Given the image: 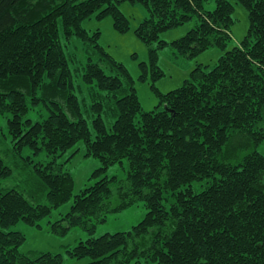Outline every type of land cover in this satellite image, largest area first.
Masks as SVG:
<instances>
[{
	"label": "trees",
	"instance_id": "obj_1",
	"mask_svg": "<svg viewBox=\"0 0 264 264\" xmlns=\"http://www.w3.org/2000/svg\"><path fill=\"white\" fill-rule=\"evenodd\" d=\"M124 1L150 12L134 34L149 48L140 80H152L160 102L153 111L142 107L126 66L99 45L101 32L90 36L83 28L92 17H112L116 32H130ZM207 1L0 0V118L7 117L13 142L0 153V181L11 178L12 163L24 169L33 163L22 157L25 148L52 158L30 166L25 189L0 190V264H63L60 254H22L26 237L10 229L21 221L42 228L73 198L71 211L49 222L55 236L76 227L93 235L112 214L139 202L148 209L132 230L90 237L68 251L87 264H264V155L257 151L264 142V0H234L249 18L247 35L234 47L235 5L217 0L207 11ZM194 17L195 27L172 42L174 58L195 59L211 48L223 54L214 68L199 64L182 87L162 93L155 83L165 76L159 58L169 43L161 34ZM61 30L67 39L89 42L98 59L89 60L83 75L107 92L91 106L92 126L81 111ZM40 106L48 117L29 119ZM80 142L85 157L100 161L93 178L104 176L75 195V180L58 158ZM124 161L125 180L105 175ZM196 182L204 186L200 192Z\"/></svg>",
	"mask_w": 264,
	"mask_h": 264
},
{
	"label": "rangeland",
	"instance_id": "obj_2",
	"mask_svg": "<svg viewBox=\"0 0 264 264\" xmlns=\"http://www.w3.org/2000/svg\"><path fill=\"white\" fill-rule=\"evenodd\" d=\"M82 1V0H81ZM235 5L233 39L231 47L240 45L241 41L247 35L249 29V18L247 11L234 0H230ZM217 0H208L205 4L207 11L215 10ZM121 11L129 18L131 31L121 34L115 31L114 21L112 17H107L99 21L95 17L86 20L83 28L88 31L90 36H94L97 31L101 32L98 40L106 52L111 54L118 62L124 64L135 80L137 94L145 111H153L158 109L160 102L154 91L152 90V80L149 77L147 81H141L142 73L140 63L149 62V48L143 44L134 34L138 26L150 17L148 8L142 3H131L124 1L120 4ZM197 17H194L187 24L161 34V40L167 41L169 44L160 50L159 66L165 73V76L155 83L157 89L162 93H168L183 86L184 82L189 79L191 71L199 64L209 66L212 69L216 66L223 52L218 48H211L195 59H186L178 56L174 58L176 50L172 46V42L184 37L196 25ZM61 42L65 50V54L69 60L73 74V80L76 86V94L79 97L81 111L92 126L95 117L91 106L100 95H106L107 92L98 88L97 84H86L83 75L90 59L97 62V56L93 54V48L90 43L78 36L70 39L65 38L61 30ZM63 100V99H62ZM64 101V100H63ZM62 101V102H63ZM64 104V103H63ZM49 110L43 106L36 107L31 110L27 117L33 121L47 118ZM104 117H108L104 114ZM113 121L115 120L112 117ZM111 122V123H112ZM7 136V137H6ZM13 147L12 138L8 132L7 117L0 118V153L2 155ZM254 150L251 148L250 151ZM249 151V150H248ZM257 151L264 155V142L257 148ZM86 146L80 142L74 149L67 154L58 158V164L62 165L65 172H70L75 180L74 194L78 195L89 186L94 185L99 178H93V173L100 167V161L97 158H87ZM73 155V156H72ZM5 156V155H4ZM33 158V163L29 164L33 167L34 163H47L52 158L42 153L39 156H33L29 148H25L22 152L23 158ZM27 162V161H26ZM12 163V162H11ZM28 163V162H27ZM14 173L11 178L0 181V190H8L12 188H24L23 181H28L30 176V166L27 169L17 167L13 163ZM34 168V167H33ZM109 178L117 177L119 180H125L128 175V162L116 164L112 166L105 174ZM196 192L204 189L201 182L193 184ZM25 189V188H24ZM73 199L65 205L53 210L52 216L42 221V228L33 227L25 222H19L11 227V231H18L25 235L26 241L21 247V253L36 259L42 254L53 253L63 256V264H87L88 259L78 260L71 258L68 251L77 246L81 241H86L90 237H101L106 234H115L118 232H127L132 230L134 226L144 220L148 213L143 202H139L132 207L120 212L112 214L107 221L99 224L93 235L87 231L76 227L72 228L65 237H58L51 233L50 223L60 220L64 215L71 211ZM40 203H47L46 196L39 195ZM132 264H136L133 262ZM141 264H155L143 261Z\"/></svg>",
	"mask_w": 264,
	"mask_h": 264
}]
</instances>
